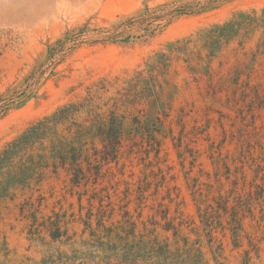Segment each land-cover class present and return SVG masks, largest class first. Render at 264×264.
<instances>
[{"label": "rangeland", "instance_id": "374dc122", "mask_svg": "<svg viewBox=\"0 0 264 264\" xmlns=\"http://www.w3.org/2000/svg\"><path fill=\"white\" fill-rule=\"evenodd\" d=\"M208 2L151 38L95 42L147 10ZM33 74L0 118V157L80 106L59 131L84 174L49 165L21 184L18 161L0 168V264H264V0H0V101ZM112 116L115 160L98 132Z\"/></svg>", "mask_w": 264, "mask_h": 264}, {"label": "trees", "instance_id": "16d2710c", "mask_svg": "<svg viewBox=\"0 0 264 264\" xmlns=\"http://www.w3.org/2000/svg\"><path fill=\"white\" fill-rule=\"evenodd\" d=\"M218 1V0H215ZM205 4H164L153 10H147L143 15L129 18L111 30L105 33H98L95 42L100 43H116L118 41H127L134 37L135 34H142L141 37H153L156 32L170 24L175 18L196 14L202 10L211 7V3ZM67 36L64 40L56 43L60 49H64L65 45L75 42ZM41 78L38 75H31L27 79L25 88L16 93L12 98L6 101H0V118L4 117L9 110L24 103L31 97V93L39 86ZM80 106H69L59 110L52 117L32 126L19 140L9 145L6 151L0 157V168L4 165H15L19 162L18 174L16 180L21 184L28 183L29 180L42 174L43 170L52 165L55 170L59 167L71 165L75 174H84L80 167V159L83 150L74 148V154L69 158L67 154V143L65 137L60 133L59 126L66 124L69 119L74 117L80 111ZM110 127L107 128L102 123L99 127V136L103 137L104 147L107 156L115 160L117 158L119 148L122 144V136L124 134L123 124L115 117H111ZM95 130V116L92 125L88 129L78 127V132L74 134V142L78 144L87 135ZM50 140V146L46 147L45 142ZM74 144V143H73ZM39 150L42 154L35 155L34 151ZM49 152V155L47 154ZM49 156V157H48ZM17 165H15L16 167ZM99 173V172H98ZM77 176V179L79 178Z\"/></svg>", "mask_w": 264, "mask_h": 264}]
</instances>
